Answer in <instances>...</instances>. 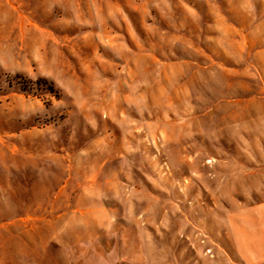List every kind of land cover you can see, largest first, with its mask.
I'll return each instance as SVG.
<instances>
[{"label": "rangeland", "instance_id": "374dc122", "mask_svg": "<svg viewBox=\"0 0 264 264\" xmlns=\"http://www.w3.org/2000/svg\"><path fill=\"white\" fill-rule=\"evenodd\" d=\"M260 51L264 0H0V264H260Z\"/></svg>", "mask_w": 264, "mask_h": 264}, {"label": "crops", "instance_id": "0c3cea01", "mask_svg": "<svg viewBox=\"0 0 264 264\" xmlns=\"http://www.w3.org/2000/svg\"><path fill=\"white\" fill-rule=\"evenodd\" d=\"M262 53L264 54V51H260L261 56L263 55ZM259 67L260 68L264 67V60H262L261 58L259 60ZM259 101H260L259 120L261 122H264V96H261ZM260 137H264V129L261 130ZM81 245H83V244L81 243ZM79 252H80V254H82V256L79 258H76L72 254L73 258L71 261H73V262L72 263L69 262L68 264H114L115 263L114 258L108 259V258L102 257L100 254H98L97 250L93 251L92 255L89 257H83V254L90 255L89 251H85L83 246L80 247ZM51 260H52V262L50 264H56L55 262L53 263V258H51ZM260 264H264V259L260 260Z\"/></svg>", "mask_w": 264, "mask_h": 264}, {"label": "trees", "instance_id": "16d2710c", "mask_svg": "<svg viewBox=\"0 0 264 264\" xmlns=\"http://www.w3.org/2000/svg\"><path fill=\"white\" fill-rule=\"evenodd\" d=\"M36 85H38V86H43V85H46V81L44 80V79H37L35 82H34ZM22 86V89H28V82L27 83H24V84H21ZM47 87V89L49 90V91H52V86L51 85H48V86H46Z\"/></svg>", "mask_w": 264, "mask_h": 264}]
</instances>
